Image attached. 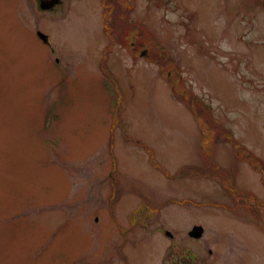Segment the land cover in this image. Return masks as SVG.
I'll use <instances>...</instances> for the list:
<instances>
[{
	"label": "rangeland",
	"instance_id": "rangeland-1",
	"mask_svg": "<svg viewBox=\"0 0 264 264\" xmlns=\"http://www.w3.org/2000/svg\"><path fill=\"white\" fill-rule=\"evenodd\" d=\"M100 1L0 0V264H264L262 174L181 95L264 161V0H135L133 49Z\"/></svg>",
	"mask_w": 264,
	"mask_h": 264
},
{
	"label": "trees",
	"instance_id": "trees-1",
	"mask_svg": "<svg viewBox=\"0 0 264 264\" xmlns=\"http://www.w3.org/2000/svg\"><path fill=\"white\" fill-rule=\"evenodd\" d=\"M115 5H117L116 4V0H114V2H113ZM142 40L144 41V40H148V38H143L142 37ZM188 101H189V103L191 104V103H193V102H196V103H198V106H197V108H196V110L194 109V107H193V109H194V111H195V114H196V116H197V113H196V111L197 112H199V121L201 122V123H204L203 121H202V117H204V119H205V121L208 123V124H206L207 125V129H208V131H206V132H208V134H209V136L208 137H211V139L212 140H220V136L219 135H222V134H228V132H229V130H226L225 129V127H223L221 124H218L215 120H214V118H213V115L212 114H210V107L209 106H207V107H204V103L203 102H201V101H199V100H196V99H192V98H188ZM192 105V104H191ZM205 114V115H204ZM197 119H198V116L196 117ZM205 124V123H204ZM206 132H202L204 135H205V138L207 137V135H206ZM224 139H227V140H233L232 138H230V136H227L226 138H224ZM243 150L242 149H239L238 150V152L240 153V152H242ZM249 156H251L252 157V159H251V162L253 163V166L254 167H257V164L256 163H254V162H256L257 160L251 155V154H246L245 155V157L246 158H249ZM258 204H259V207H262L263 209H264V203H262V202H258ZM252 211H254V212H257V211H259V208L258 207H253L252 208Z\"/></svg>",
	"mask_w": 264,
	"mask_h": 264
},
{
	"label": "water",
	"instance_id": "water-1",
	"mask_svg": "<svg viewBox=\"0 0 264 264\" xmlns=\"http://www.w3.org/2000/svg\"><path fill=\"white\" fill-rule=\"evenodd\" d=\"M191 235L195 237H199L202 234V227L201 226H195L193 230L190 232Z\"/></svg>",
	"mask_w": 264,
	"mask_h": 264
},
{
	"label": "flooded vegetation",
	"instance_id": "flooded-vegetation-1",
	"mask_svg": "<svg viewBox=\"0 0 264 264\" xmlns=\"http://www.w3.org/2000/svg\"><path fill=\"white\" fill-rule=\"evenodd\" d=\"M51 2H54V0H49V1H45V0H43V2L40 4V6H48V5H46V4H50ZM58 2V1H57ZM53 6L54 5H49V8L48 9H46V10H50V9H52L53 8Z\"/></svg>",
	"mask_w": 264,
	"mask_h": 264
}]
</instances>
